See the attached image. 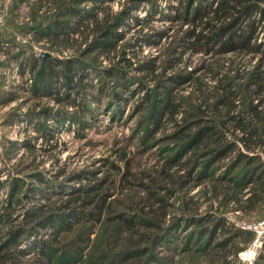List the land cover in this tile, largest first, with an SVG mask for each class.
I'll return each mask as SVG.
<instances>
[{
	"label": "trees",
	"instance_id": "1",
	"mask_svg": "<svg viewBox=\"0 0 264 264\" xmlns=\"http://www.w3.org/2000/svg\"><path fill=\"white\" fill-rule=\"evenodd\" d=\"M25 1L17 0V4ZM27 1L30 2V0ZM86 1L94 2L96 5L101 2V0H36L30 4V7L41 11L42 15L39 16L40 19L37 18L38 15H35L32 21L26 24V31L37 37L46 35L50 39L61 40L64 44L68 43L76 47L90 45L91 51L99 48L101 52L93 59L82 58V53L78 57L60 59L36 56L30 52L22 58L21 53L4 51L11 59L21 60L22 74L32 72L34 76L31 92L33 97L40 100L41 110H44L42 114L34 113L38 115V123H35L33 128L43 132L42 137L47 141L54 138H52V131L45 126L44 120L53 116L54 108L42 105L43 98L54 97L53 101L56 103L63 104L66 101L74 104L76 100H70V97L76 94L77 99L86 91L84 81L88 76V68L97 67V63L101 62L100 55L111 48L114 39H122V33L118 31L119 27L128 26L129 20L135 23L145 21L134 14L144 0H133L120 15L112 14L103 17L96 10L97 6L91 9L85 8L83 4ZM146 1L150 3L149 15H155L159 11L156 0ZM108 9V6L104 7V10ZM174 13L175 16L168 13L169 18L182 19L191 24H181L179 28L181 33L173 38L170 46V48L173 47L171 48L173 55H167L168 61L164 70L158 71L159 67L155 66L154 62H149L144 68L147 71L145 77L152 76L156 88L146 93L148 87L144 82L129 75L133 63L130 59H125L123 62L127 65L126 68L115 66L110 70H104L103 75L100 74V78L103 77V81L100 82V91H104V96L109 97L105 103L106 108L109 111L112 109L115 111L118 107L117 103H123L127 93L131 95L139 89H144V97L152 98L149 117L146 119L145 127L141 129V139L146 142L145 145H151L159 140V138L150 137L153 129L167 130L169 125L173 128L162 137L163 141L167 142L166 151L171 153L166 154L167 157L160 164L159 174H163L162 180L169 186H181L184 189L188 188L195 179L204 181L209 179L213 183H224L227 185L224 191L214 195L215 199L221 198L219 207L226 210L230 208V204H233L235 210L242 212L245 216L257 213L262 217L264 216V161L262 159L264 154V68L261 70L258 66H254L252 70L242 69L241 60L237 62L233 56L252 53L261 54L264 59V44L258 42L260 36L258 31L264 27L261 24L264 16V0H181L180 6L175 8ZM136 25L141 24H134ZM183 25H189L191 28L183 30ZM143 37L145 42L157 43V40L163 37V33L152 30ZM9 40L10 38H4L6 43L0 44V50L5 44H11ZM186 48L195 54L209 53L215 61L203 66L204 72L195 75L188 71L187 63L183 60V49ZM226 55H230V59L224 57ZM183 63L185 66L181 68ZM168 72L173 75L169 76ZM232 72L234 74H231ZM108 79L120 81L117 90L112 88L113 90L107 91L109 90ZM134 80H137L138 88L132 89L130 85ZM187 82L194 87V90L186 98L178 100L174 88ZM61 88L68 90V94H62ZM74 88L76 90L73 92ZM25 89L28 91L27 87ZM4 92L6 91L0 89V94ZM64 95L67 96L64 97ZM11 99L14 98L5 100L3 103L6 104ZM81 106L83 113L91 112L89 104L82 102ZM66 113L64 109L54 110V115L66 117L69 115ZM86 121L84 117L80 119L81 128L89 123ZM230 131L233 134L239 131V141L245 151L242 147H238L236 141L233 142L226 136V133ZM8 147L11 149L10 153L13 152L16 150L17 142L10 141ZM24 147L33 152L37 150L36 145L30 141L25 142ZM234 150L238 151L236 157L226 161L225 158H228ZM125 159L127 164L124 167L114 164L113 169L120 173L121 168L127 167L125 181L128 180V183L134 174H128L132 164L131 158ZM179 171H185V181L180 179L183 176L178 175ZM59 176L60 172L48 179L39 175L37 180L49 187L53 185V180L55 183L56 180L59 181ZM87 177L89 176L79 177L76 180L78 186L67 193V198L60 199V204H51L46 209L44 205L27 209L24 223L16 227L12 223L14 220L12 212L22 203V198H19L20 194L17 193L25 187V181L23 178H15L11 184V197L18 198H16V205H13V201L10 200L5 204L1 202L0 205V226L9 227L6 230L7 240L0 246V264H56L53 257L56 253H59L60 261L63 258L60 264L72 262L70 252L64 248L67 242L63 241L60 233L63 230L71 231L74 224L82 222L83 226L76 229L73 241L88 242L96 222L105 219L108 214L117 215L114 213L116 210H113L115 197L113 198L110 185L104 187L106 181L95 174H92L90 179ZM111 184L117 187L116 182ZM155 184V190H150V194L157 192L161 187L158 177L151 183V185ZM233 188L238 192L231 190ZM31 191V198H35L37 194L45 196L42 188L35 187ZM158 195L159 191L155 193V196L153 195L155 198L151 205L153 217L145 218L142 215L131 214L122 217V222L129 233L134 232L135 226L157 230L158 232L153 231L152 235H148L152 246L155 244V247H158L161 243H167L170 244L168 246L170 248L172 238L177 237L178 231L187 226V223L200 226V237L203 239L205 235H208V238L202 244L200 242L201 245L196 241V248H193L194 234L186 235L183 239L182 251L179 252V246L172 248L179 254L189 250L195 252L206 250L214 245V248L224 251L225 258L229 261L231 256L237 258L245 248L235 242L236 239H244L246 244L253 240L252 232L235 227L232 222L227 221L223 212L219 215L208 213L205 216L185 213L181 218L168 220L169 212L166 208L168 204L163 196ZM188 205L189 202L184 201L181 207L188 210ZM49 227L54 229L53 234L50 233V240L41 239L32 242L33 244L29 246L30 249L35 250L33 259L36 261L24 260L23 250L10 249L11 245L20 246L25 238H30L32 234L38 235L39 231H46ZM218 236L222 237L219 242H217ZM168 239L170 242H167ZM130 240L133 246L126 247L124 251L122 247L116 248L119 251L112 257L111 262L117 261L119 259L117 257L124 260L130 256L140 257L151 252L150 248L145 252L144 247L141 246L143 238L137 232L131 235L128 241ZM59 241H62V245ZM229 245L232 246L230 249L227 248ZM98 258L91 257L85 264H94L98 262ZM165 259L150 253L145 264H165ZM254 264H264V245Z\"/></svg>",
	"mask_w": 264,
	"mask_h": 264
},
{
	"label": "rangeland",
	"instance_id": "2",
	"mask_svg": "<svg viewBox=\"0 0 264 264\" xmlns=\"http://www.w3.org/2000/svg\"><path fill=\"white\" fill-rule=\"evenodd\" d=\"M34 1L36 0H30V2L26 0L21 4H17V0H0V44L6 43L4 38H10L8 42H11V44L8 43L9 45L5 44L4 48L0 50V76H3V78H0V89L6 91L0 94V185H2L0 187V205L1 202L5 204L8 200L13 201V205H16L17 197L15 196L14 199L11 197V184L15 178H23L25 181V187L17 193L20 194L19 198H22V203L18 209L12 212L14 226L24 223L27 209H33L37 205H44L46 209L51 204H60V199L67 198V193H70V190H75V186H78L76 180L79 177L87 175L92 178V174H95L106 181L104 187L110 185L111 190H113V198L115 197L113 210H116L114 213L117 215L108 214L105 219L96 222L94 232L88 242L75 243L73 241L76 229L83 226L82 222L74 224L73 230H63L60 233L63 241L67 242V245L64 246L65 250L70 252L72 262L69 264H85L91 257L98 258V256V262H94V264H145L147 258L150 257V253H154L160 258H166L165 264H254L264 245V229L250 230L247 226L250 225L253 226L252 228H256L264 221V216L261 217L257 213H250L245 216L242 212L236 211L233 204H230V208L226 210L219 207L221 198L215 199L214 195L224 191L227 186L224 183H213L209 179L205 181L195 179L186 189L181 186L172 187L167 185L162 180L163 177L161 176L163 174H159V171L161 169L160 164L167 157L166 154L171 153L166 151L167 142L163 141L162 137L171 132L173 128L169 125L166 128L167 130L164 128L153 129L150 137L159 138V140L151 145L146 146V142L141 139V129L145 127L146 119L149 117L150 113L148 114V112L152 98H145L144 89H139L135 94L130 95L127 93L123 103L118 102L117 109L109 111L105 104L109 97L104 96V91H100V82L103 81L100 74L103 75L104 70H110L115 66L126 68L127 65L123 62L125 59H130L133 63L129 75L131 74L135 79L142 80L149 88L145 87L146 93L156 88L152 76L145 77L147 71L144 68L149 62H154V65L159 67L158 71L164 70L168 61L167 55H173L171 50L173 47L170 48V46L173 38L181 33V29L179 30L181 24H191L184 22L182 19L169 18L168 13L175 16V8L180 6L181 0H156L159 11L152 16L149 15L150 3L146 0L141 1L138 10L134 14L145 21L143 23H135L132 20L127 21L128 26H121L118 29L122 33V39H114L111 48L100 55L99 61L101 62L97 63V67L88 68L86 65L89 71L84 81L86 91L79 95L77 99L76 94L70 97V100H76L74 104L66 101L63 104L56 103L53 101L54 97L43 98L42 105H49L54 110L64 109L67 111L66 114H69L62 117L58 114L54 115L53 110V116L44 120L45 126L52 131V138H54L48 141L42 137L43 132L41 133L33 128L34 124L38 123V115H34V113L39 112L38 114H42L44 110H41L40 100L33 97L31 92L34 76L32 72L22 74L21 60L11 59L4 51L21 53L22 58L30 52L36 56L45 54L47 57L60 59L78 57L82 53V58L93 59L101 50L98 48L91 51L90 45L76 47V45L64 44L61 40L55 41L46 35L37 37L33 33H27L26 24L31 22L35 15H38L37 18L39 19L41 18L39 16L42 15L41 11L30 7V4ZM132 2L133 0H101L96 5L94 2L86 1L83 6L87 9L97 6L96 10L103 17L122 14L124 9L130 6ZM105 6H108L109 9L104 10ZM262 19L261 24L264 26V16ZM134 24L141 25L134 26ZM188 28L191 27L183 25V30ZM152 30L163 33V37L157 40V43L145 42V37H143V35L151 33ZM258 32L260 33L258 42L264 44V27L260 28ZM183 52V60L187 63L188 71L195 73V75L204 72L203 66L215 61L209 53L206 55L203 53L195 54L189 48L183 49ZM224 57L230 59V55ZM233 59L237 62L241 60L242 69L245 70H252L254 66H258L261 70L264 68V59L261 54H243L242 56H233ZM184 66V63L181 64V68ZM168 74L170 76L172 73L168 72ZM118 82L120 81L117 80L116 82L115 79H108L107 88L109 90H106L111 91L112 88L117 90ZM132 83L130 85L132 89L138 88L137 80ZM26 87L28 91H25ZM75 90L74 88L73 92ZM174 90L178 100H180L189 96L194 87L187 82L181 83ZM61 91L62 94H68V90L65 88H61ZM66 96L64 95V97ZM10 98L14 99L6 104L3 103V101ZM82 99L87 101L84 102ZM82 102L91 106L89 114L87 112L83 113ZM83 117L84 121L88 120L86 122L89 123H86V127L81 128L80 119ZM236 132V134H233L230 131L226 133V136L233 142L236 141L238 147H242L238 137L240 133L239 131ZM10 141L17 142L16 150L11 153V149L8 147ZM28 141L36 145V151L33 152L24 147L25 142ZM242 150H244L243 147ZM237 152V150H234L225 160H232L236 157ZM127 157H130L132 162L128 174H134V177L128 183V180L125 181L127 167L125 169L121 168L120 173L113 169L114 164L124 167L127 164L125 159ZM262 159L264 161V154H262ZM58 172H60L59 181L56 180L55 183L53 180L52 186L47 187L45 183L37 180L39 175L48 179L53 178V174ZM178 175L183 176L180 179L185 181V171H179ZM157 177L161 184V187L158 188V196H163L167 202L166 204H168L166 207L169 212L168 220L181 218L185 213L189 215L198 214V216L199 214L205 216L208 213L212 215L225 213L227 221L232 222L235 227L253 233L252 242L246 244L244 239H236L235 242L240 243L245 248L237 258L231 256L228 261L225 258L224 251L214 248V245L206 250L196 252L189 250L179 254L184 248L183 239L186 235L194 234L193 248H196V241L202 244L207 240L208 235H205L206 237L204 236L203 239L200 237L201 228L198 225L193 226L187 223V226L178 231L177 234L179 235L172 238L170 248L168 247L170 244L167 243H161L158 247H155V244L152 246L148 235H152L155 230L135 226L133 233L137 232L143 238V245L141 246L144 247L145 252L149 248L151 252L140 257L130 256L124 260L117 257L119 258L117 261L111 262L112 257L119 251L116 248L122 247L124 251L126 247L133 246L131 240L128 241L133 233H129L126 225L122 222V217L129 214L142 215L145 218L153 217L151 205L155 199L153 197L158 191L153 194H150L149 191L156 187L157 183L155 185H151V183ZM113 182H116L117 187L112 186L111 183ZM123 184H125L124 187H122ZM35 187L42 188L45 196L37 194L36 199L31 198V190ZM231 190H234V188ZM234 191L238 192L237 190ZM184 201L189 202L188 210L182 208ZM118 215L121 217H118ZM8 228L7 226H0V246L7 240L6 230ZM53 230V227H49L46 231H39L40 234L38 233V235L32 234L30 238H25L20 246L11 245L10 249L23 250L25 253L23 259L34 262L36 261L33 259L35 250L30 249L29 246L34 241L50 240V233L53 234ZM221 238L218 236L217 242ZM59 242L62 245V241ZM167 242H170V240L168 239ZM173 246H179V252L172 250ZM231 247L229 245L227 248L230 249ZM79 249L81 250L80 253ZM58 255L59 253H56L53 256L56 264H60L63 260L62 258L60 261Z\"/></svg>",
	"mask_w": 264,
	"mask_h": 264
},
{
	"label": "built area",
	"instance_id": "3",
	"mask_svg": "<svg viewBox=\"0 0 264 264\" xmlns=\"http://www.w3.org/2000/svg\"><path fill=\"white\" fill-rule=\"evenodd\" d=\"M253 226H250V225H248L247 226V228L248 229H250V230H252V229H254V230H259V229H264L263 227H264V221L263 222H261V224H259L256 228H252Z\"/></svg>",
	"mask_w": 264,
	"mask_h": 264
},
{
	"label": "water",
	"instance_id": "4",
	"mask_svg": "<svg viewBox=\"0 0 264 264\" xmlns=\"http://www.w3.org/2000/svg\"><path fill=\"white\" fill-rule=\"evenodd\" d=\"M41 56H42V57H44V56H45V54H42Z\"/></svg>",
	"mask_w": 264,
	"mask_h": 264
},
{
	"label": "bare ground",
	"instance_id": "5",
	"mask_svg": "<svg viewBox=\"0 0 264 264\" xmlns=\"http://www.w3.org/2000/svg\"><path fill=\"white\" fill-rule=\"evenodd\" d=\"M251 257H252V255H251Z\"/></svg>",
	"mask_w": 264,
	"mask_h": 264
}]
</instances>
